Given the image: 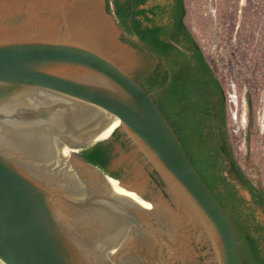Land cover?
I'll list each match as a JSON object with an SVG mask.
<instances>
[{
    "label": "water",
    "instance_id": "95a60500",
    "mask_svg": "<svg viewBox=\"0 0 264 264\" xmlns=\"http://www.w3.org/2000/svg\"><path fill=\"white\" fill-rule=\"evenodd\" d=\"M106 1L0 0V264H112L96 210L138 205L77 189L68 166L72 156L106 177L78 150L110 137L91 140L109 117L133 166L129 187L135 167L154 199L189 221L179 227L188 259L196 247L206 264H243L231 220L134 79L139 50Z\"/></svg>",
    "mask_w": 264,
    "mask_h": 264
},
{
    "label": "trees",
    "instance_id": "16d2710c",
    "mask_svg": "<svg viewBox=\"0 0 264 264\" xmlns=\"http://www.w3.org/2000/svg\"><path fill=\"white\" fill-rule=\"evenodd\" d=\"M251 0H247L250 2ZM122 40L156 58L133 74L174 129L203 182L231 220L243 264H264V189L239 164L228 129V105L217 72L189 28L186 0H107ZM140 41L150 46L146 49ZM249 111L253 93L249 88ZM78 154L106 177L110 145L97 142Z\"/></svg>",
    "mask_w": 264,
    "mask_h": 264
},
{
    "label": "rangeland",
    "instance_id": "374dc122",
    "mask_svg": "<svg viewBox=\"0 0 264 264\" xmlns=\"http://www.w3.org/2000/svg\"><path fill=\"white\" fill-rule=\"evenodd\" d=\"M186 4V22L225 90L236 158L249 178L264 189V0H186ZM136 63L138 70L155 64L156 58L138 51ZM249 88L254 97L252 113ZM104 140L110 145L111 180L125 188L133 169L127 146L116 128ZM257 218L264 225L260 212ZM187 264H206L196 247Z\"/></svg>",
    "mask_w": 264,
    "mask_h": 264
},
{
    "label": "bare ground",
    "instance_id": "6f19581e",
    "mask_svg": "<svg viewBox=\"0 0 264 264\" xmlns=\"http://www.w3.org/2000/svg\"><path fill=\"white\" fill-rule=\"evenodd\" d=\"M120 55L129 58L122 49ZM115 128L116 118L109 117L91 140L104 139ZM68 166L78 176L77 189L91 192L100 189L138 205L131 207L127 213L107 210L108 213L104 215L100 210H96V214L102 215L103 222L109 227L103 239L110 246L112 264H170L174 260L187 263L188 235L186 232H180L179 227L189 221L183 213L176 214L166 210L156 201L153 189L135 167V184L124 188L118 182L83 167L72 156ZM145 198L153 199L152 205L143 203L142 199ZM199 241L201 243V240Z\"/></svg>",
    "mask_w": 264,
    "mask_h": 264
},
{
    "label": "flooded vegetation",
    "instance_id": "af4514ba",
    "mask_svg": "<svg viewBox=\"0 0 264 264\" xmlns=\"http://www.w3.org/2000/svg\"><path fill=\"white\" fill-rule=\"evenodd\" d=\"M258 186V185H257Z\"/></svg>",
    "mask_w": 264,
    "mask_h": 264
}]
</instances>
